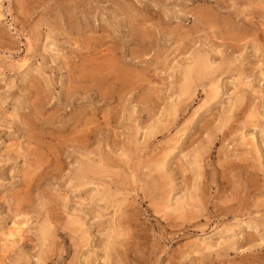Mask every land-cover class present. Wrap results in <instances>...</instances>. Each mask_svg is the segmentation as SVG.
<instances>
[{
	"label": "rangeland",
	"instance_id": "obj_1",
	"mask_svg": "<svg viewBox=\"0 0 264 264\" xmlns=\"http://www.w3.org/2000/svg\"><path fill=\"white\" fill-rule=\"evenodd\" d=\"M204 52L231 67L208 111L217 77L176 102ZM0 264H264V0H0Z\"/></svg>",
	"mask_w": 264,
	"mask_h": 264
},
{
	"label": "bare ground",
	"instance_id": "obj_2",
	"mask_svg": "<svg viewBox=\"0 0 264 264\" xmlns=\"http://www.w3.org/2000/svg\"><path fill=\"white\" fill-rule=\"evenodd\" d=\"M209 21V20H208ZM137 25V24H136ZM160 25V24H159ZM175 29V28H174ZM142 32V31H141ZM173 32V31H172ZM177 33V32H176ZM142 34H144V33H142ZM146 36H149L150 37V35H147L146 34ZM142 37V36H141ZM226 43V42H225ZM99 45V44H98ZM213 50V49H212ZM202 51V50H201ZM223 53V52H222ZM218 55V54H217ZM220 55V54H219ZM106 57V56H105ZM225 57V56H224ZM90 58V57H89ZM93 59V58H92ZM104 60V59H103ZM228 60V59H227ZM93 61H94V59H93ZM96 61H98V60H96ZM96 61H94V62H96ZM111 62H112V59H111ZM119 62V61H118ZM188 62V61H187ZM217 61L215 60V57L213 56V55H211V54H205V52L204 53H199V55L196 57V59H195V61H194V63L192 64H190V66H187L186 67V69L184 70V73H183V79H184V81H183V83H182V85H181V88H180V100L179 101H176V102H178L180 105H181V103H185V102H187L186 101V99L188 98H190V97H192L191 95H192V92L194 91L193 90V87L195 86L194 84H197V85H199L200 83H198V81H201V83L203 84V82H204V79H207V78H214V77H217V80H215L213 83H212V85H211V90H210V93L208 94V97H207V101H206V103L200 108V109H202V108H204L205 109V111H208V110H210V108L211 107H213V106H215L217 103H218V100H220V97H221V94H222V92H223V90L221 89L222 87V84L220 83L221 82V75H223L226 71V69L225 68H231L230 67V65L229 64H227V63H216ZM229 62V61H228ZM90 63V62H89ZM91 63H92V61H91ZM116 63H117V61H116ZM133 63V62H132ZM135 63V62H134ZM170 64V63H169ZM233 64V63H232ZM231 64V66H234V65H232ZM117 65V64H116ZM229 65V66H228ZM99 67V66H98ZM113 67H115V66H113ZM112 67V68H113ZM116 68V67H115ZM124 69V68H123ZM120 70V69H119ZM126 70V69H125ZM229 70V69H228ZM87 71V70H86ZM82 72V71H81ZM106 72V71H105ZM108 72V71H107ZM127 72V73H126ZM120 71V73H119V75H118V80L120 81V83L122 82V84L124 83V86H125V84H127L128 82L130 83H135L134 81L135 80H137V77H136V79H133L132 78V72H130V71ZM135 72V71H134ZM84 73V72H83ZM104 74V73H103ZM134 74V73H133ZM142 74V73H141ZM99 75V74H98ZM116 75V76H117ZM105 76V75H104ZM218 76H220L219 78H218ZM140 77V76H139ZM116 78V77H115ZM87 79V78H86ZM89 79V78H88ZM92 79V78H91ZM104 79V78H103ZM106 79V78H105ZM225 79V78H224ZM93 80V79H92ZM101 80V79H100ZM141 80V79H140ZM85 81V80H84ZM90 81V80H89ZM109 81V80H108ZM212 81V80H211ZM80 82H81V80H80ZM137 82V81H136ZM141 82V81H140ZM139 82V83H140ZM119 83V82H118ZM137 84V85H140V84ZM231 83V82H230ZM95 84V83H94ZM97 84V83H96ZM243 84V82H242V80H239V82H238V88H241L240 86ZM107 85H109V84H107ZM227 86H228V84H227ZM107 87V86H106ZM120 87V86H119ZM111 88V87H110ZM114 88V87H113ZM226 88H228V87H226ZM109 90V89H108ZM107 90V91H108ZM228 90V89H227ZM250 91V90H249ZM119 92V91H118ZM233 94V93H232ZM223 95V94H222ZM236 95V94H235ZM245 97H241V96H239V100H237V101H235V102H233V105H231L230 107H227V108H225V110H224V117H223V126L222 127H225V126H227V124L231 121V120H233V118L234 117H236V115H243V114H245L248 110H249V108H250V105H249V101H247V103L246 104H244V102H245ZM176 100V99H175ZM249 100V99H248ZM251 102V101H250ZM170 103V102H169ZM174 102H172V103H170V105H168L167 106V116H170V118H173V116L174 115H177V113H178V110H179V108L181 107V106H177V104L178 103H176V104H173ZM139 104V103H138ZM230 104V103H229ZM183 105V104H182ZM228 106V105H227ZM252 106V105H251ZM183 107H184V105H183ZM202 111V110H201ZM199 113H200V111H199ZM198 113V115H199V117H201L202 116V113H204V111L203 112H201L200 114ZM151 114V113H150ZM196 115V114H195ZM198 115H197V117H198ZM250 115H251V120H249V122H251L252 123V118L253 117H256L257 115H259L258 113H257V109H255V110H253L251 113H250ZM175 117V116H174ZM154 118V117H153ZM212 118V117H211ZM200 119V118H199ZM242 119V118H241ZM195 120V119H194ZM236 120H234V122H235ZM243 121V120H242ZM194 122V121H193ZM29 123V122H28ZM154 123V122H153ZM157 123H159L158 125H156V124H154V125H150L151 126V128L149 129V127H148V131H147V136H149V137H156V135L158 134V133H162L163 131H162V129H164L165 127L167 128V122H165V123H160V122H157ZM231 123V122H230ZM233 123V122H232ZM32 124H34V123H32ZM193 124V123H192ZM257 124V123H256ZM30 125V124H29ZM28 125V126H29ZM195 125V124H194ZM261 125V124H260ZM221 126V125H220ZM219 126V127H220ZM31 127V126H30ZM29 127V128H30ZM32 129V128H31ZM218 130V129H217ZM236 130V129H235ZM162 131V132H161ZM205 131V130H204ZM229 131V130H228ZM210 132H211V130H210ZM204 133V132H203ZM244 133V132H243ZM210 136V135H209ZM213 136V135H212ZM216 139V138H215ZM181 140V139H180ZM186 140V139H185ZM147 141V140H146ZM193 141V140H192ZM173 142V141H172ZM243 142H245V137H243ZM183 143V142H182ZM209 143H211V142H209ZM190 145V144H189ZM209 145V144H208ZM208 145H206V146H204V147H202V148H200L199 150H197V151H195V153H194V155H193V157H194V162L193 163H195L196 164V169H197V171H196V176L198 177V178H202V176H203V171H202V165H201V163H200V161L202 160V157L204 156V152H205V150L208 148ZM56 146V145H55ZM57 147V146H56ZM241 147V146H240ZM175 151V150H174ZM193 151V150H192ZM165 153V152H164ZM172 153H173V150H167V152L165 153V156H164V161H166L167 162V160L169 161V158H168V156H170V157H172L171 155H172ZM243 153V152H242ZM131 152L130 153H127L126 154V157L127 158H130V157H132L131 156ZM178 155V154H177ZM249 155V154H248ZM238 159V158H237ZM172 160V159H171ZM166 162H163V161H160L159 163H157V165H156V167L158 168V169H160V171L164 174V175H167L168 176V174H167V170L165 169V168H167V163ZM38 164H40V163H38ZM191 164V163H190ZM248 166V165H247ZM254 166V165H253ZM191 170H193V169H191ZM82 171H83V173L86 175V174H89L90 173V175L91 174H95V172L96 171H94V168L92 167V166H90V165H88V166H86V167H83V169H82ZM194 171V170H193ZM97 174L99 173V172H96ZM194 174V175H195ZM98 176V175H97ZM193 176V175H192ZM259 176V175H258ZM166 177V176H165ZM26 178V177H25ZM155 178V177H154ZM170 178H171V176H170ZM190 178V177H189ZM197 178V179H198ZM194 179V178H193ZM73 180V179H72ZM173 180V179H172ZM187 180V178L185 179V181ZM102 181V180H101ZM200 181V180H199ZM94 182V181H93ZM103 182V181H102ZM156 182V181H155ZM191 182V181H190ZM89 183V182H88ZM81 184V183H80ZM79 184V185H80ZM106 184V183H105ZM173 184V183H172ZM223 184V183H222ZM109 186V185H108ZM160 186V185H159ZM200 186V185H199ZM27 187V186H26ZM85 187V186H84ZM90 187V186H89ZM110 187V186H109ZM108 187V188H109ZM155 188V187H154ZM87 189V188H86ZM107 189V188H106ZM80 190V189H79ZM93 190H94V188H93ZM100 190V189H99ZM27 192V191H26ZM100 192V191H99ZM98 192V193H99ZM109 192V191H108ZM162 192V191H161ZM100 193H102L103 195L105 194V193H103L102 191L100 192ZM169 193L170 192H167L166 193V196H168L169 195ZM102 194L100 195V197H102ZM171 194V193H170ZM29 195V194H28ZM105 196V195H104ZM107 196V195H106ZM106 196L104 197V198H106ZM92 197V196H91ZM95 197H98V196H96L95 195ZM108 197V196H107ZM113 197V196H112ZM69 198V197H68ZM165 198V197H164ZM167 198V197H166ZM188 198H190V199H193V195H191L190 197H188ZM110 199V198H109ZM108 199V200H109ZM106 200H107V198H106ZM70 201V200H69ZM68 201V202H69ZM103 201H104V199H103ZM113 201V200H112ZM167 201V200H166ZM193 201V200H192ZM101 202V201H100ZM163 202V201H162ZM111 203V202H110ZM165 203V202H164ZM163 204V203H162ZM195 204V203H194ZM197 204V203H196ZM68 205V204H67ZM123 205V204H122ZM177 206L175 207V209L176 210H178V209H182L183 208V206L185 205V201H183L182 199H180L179 201H178V204H176ZM191 205V204H190ZM120 206V205H119ZM185 207V206H184ZM191 207V206H190ZM92 208V207H91ZM120 208V207H119ZM170 208V207H169ZM173 208V207H172ZM172 208H170V209H172ZM187 208H189V207H187ZM195 208V207H194ZM15 209H17V208H15ZM93 209V208H92ZM192 209H193V206H192ZM199 211V210H198ZM86 213V212H85ZM188 213H189V211H188ZM48 217V216H47ZM180 217V216H179ZM192 218V217H191ZM50 219V218H49ZM47 220V219H46ZM49 221H51V220H49ZM48 221V222H49ZM67 222V221H66ZM70 224H71V226L72 225H74L75 226V228H76V226H77V228H76V231H81V234H83L84 236H82V241H84V242H88L89 243V241H86L87 240V238L85 237V234L88 232V229H82L83 228V225H85V223L84 222H81V220L79 219V217L78 218H76V219H73L71 222H69ZM51 224V223H50ZM45 225V224H44ZM43 225V227H42V232H41V234H42V239L44 240V241H46V240H48L47 238L49 237V236H51V234H50V229H51V227L49 228V224H46L45 226ZM114 225V224H113ZM112 225V226H113ZM116 227H118V226H116ZM73 228V227H72ZM117 229V228H116ZM121 231H122V229L121 228H119ZM232 229V228H231ZM25 230H26V228H25ZM82 230H83V233H82ZM120 230H115V233H112V238H109V240H108V243H107V245H108V247H109V251H111V250H113V248H114V242H115V239L116 238H118V237H120L121 238V236L122 235H125L124 233H121L120 232ZM14 231V230H13ZM12 232V231H11ZM57 233V232H56ZM90 233V232H89ZM80 234V233H79ZM78 234V235H79ZM231 234V233H230ZM11 235H13V234H11ZM232 235V234H231ZM39 237H40V235H39ZM228 237H231V236H228ZM6 238V237H5ZM78 238H79V236H78ZM81 238V237H80ZM232 238V237H231ZM231 238H228V239H231ZM18 239V238H17ZM9 240V239H8ZM118 240V239H117ZM81 241V240H80ZM234 240H232V242H233ZM107 242V241H106ZM117 242V241H116ZM87 243V244H88ZM9 244H11V243H9ZM45 244V243H44ZM85 245V244H84ZM87 246V245H86ZM231 246L232 247H234V245L231 243ZM13 247V246H12ZM42 247V246H41ZM9 248V247H8ZM232 249V248H231ZM194 251V250H193ZM45 256V255H44ZM39 258V257H38ZM47 258V257H46ZM18 260V259H17ZM42 261V260H41ZM90 263V262H89Z\"/></svg>",
	"mask_w": 264,
	"mask_h": 264
}]
</instances>
